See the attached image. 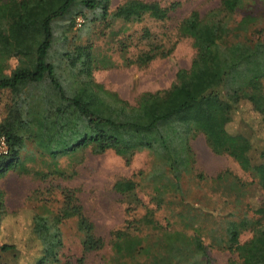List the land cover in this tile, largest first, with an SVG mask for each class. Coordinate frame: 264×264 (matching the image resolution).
Masks as SVG:
<instances>
[{
  "label": "trees",
  "instance_id": "16d2710c",
  "mask_svg": "<svg viewBox=\"0 0 264 264\" xmlns=\"http://www.w3.org/2000/svg\"><path fill=\"white\" fill-rule=\"evenodd\" d=\"M111 2L0 0V6L13 7L0 14V90L12 94L8 113L13 117L12 125L0 122V136H6L10 148L8 155L0 156V176L10 169L31 172L21 155L28 143L38 149L51 174L61 177L66 175L57 160L64 156L114 151L130 160L138 151L147 150L155 158L151 173L154 191H171L173 197L159 199L154 195L153 199L159 200V207L166 203L172 212L158 219L145 205V213H132L144 201L138 195L137 182L121 177L114 181L113 190L125 199L127 218L121 228L100 235L77 190L62 187V206L57 211L44 208L42 214L48 233L42 239L43 254L37 264H73L60 252L64 246L61 225L72 217L77 218L84 256L110 249L112 258L128 259V264H213L201 234L205 224L196 225V218L210 210L204 199L213 195L201 193L197 202L203 205L199 206L187 199L183 187L187 175L195 183L197 158L192 138L198 133L204 134L215 153L231 156L253 178L248 186L236 174L213 180L211 190L226 196L213 198L210 204L214 209L225 205L228 197L240 204L244 196L252 195L254 185L261 191L254 203L248 202L247 213L226 214L222 233L212 237L222 248L237 253L235 264H264V139L260 144L255 134L230 128L241 101L251 103L264 122V17L257 8L264 0H221L218 7L204 14L194 9L179 19L172 26L175 35L169 31L161 37L145 35L137 63L169 56L183 37L193 40L197 54L189 69L178 70L169 88L142 92L135 104L103 90L92 73L86 79L81 77L77 67L80 52L84 63L100 69L117 65L111 54L94 51L92 45L70 44L71 33L79 29V16L85 19L84 27L86 22L109 18L137 22L145 15L144 11L122 7L111 12ZM178 6L174 2L162 7V14L152 17L169 22ZM120 42L123 59L133 63L126 56L127 44L123 39ZM15 57L21 64L9 74V61ZM35 174L46 178L50 173ZM175 200L185 203L186 210H199V214L187 217L176 210ZM2 206L0 195L1 211ZM244 231L252 232L246 241L241 240ZM14 249V245L3 244L0 253ZM140 256L151 261L140 262Z\"/></svg>",
  "mask_w": 264,
  "mask_h": 264
},
{
  "label": "rangeland",
  "instance_id": "374dc122",
  "mask_svg": "<svg viewBox=\"0 0 264 264\" xmlns=\"http://www.w3.org/2000/svg\"><path fill=\"white\" fill-rule=\"evenodd\" d=\"M178 2L179 6L171 12L169 22L159 21L154 16L162 14V7ZM221 0H112L110 11L114 12L118 7L124 9L132 8L145 12L141 21H126L122 18L107 21L97 20L94 23L86 22L83 18L81 26L71 33L70 44L92 45L94 51H104L111 54L117 65L111 69L94 68L91 64L81 60L83 53L80 52L77 67L81 77L87 78L92 73L95 82L103 90L116 92L119 96L130 103L135 104L138 96L145 91H158L169 88L176 80L179 69H189L197 54L193 40L183 37L177 40L172 53L167 57L157 58L149 63L140 64L136 62L138 54L146 43L143 38L152 33V36H162L166 31H173V25L181 18L189 15L194 9L200 10L202 14L218 7ZM12 4L0 6V14L8 13ZM264 17V4L259 3L257 8ZM153 16V17H152ZM127 44L126 56L131 64H127L122 57V40ZM20 59L15 57L9 61L7 72L12 74L20 66ZM264 87V81L262 83ZM12 94L8 90H0V122L6 120L8 125L13 124V117L8 113ZM230 128L232 131H241L246 134H255L261 141L264 139V122L261 116L253 109L251 103L241 101L239 107L233 114ZM192 146L196 152L197 162L193 169L195 183L187 175L184 178L187 199L194 204L198 203L201 193L210 192L213 198L225 199L226 196L213 192V180L225 176V174L238 175L247 186L253 181L251 175L245 172L239 163L227 154H218L213 151L202 133L192 138ZM23 164L31 169L30 173H21L17 169H10L5 176H0V195L3 202L0 210V247L3 244L15 246L14 250L0 253V264H37L43 254L42 239L48 233L46 221L44 220L45 209L57 211L63 203L61 196L62 187H71L77 190V195L84 207L85 213L96 225L100 235H109L110 232L121 228L127 218V204L123 196L113 190L114 181L118 178L133 179L137 182V192L144 201V205L132 213L143 214L146 206L156 213V217L163 219L172 210L166 208L163 203L158 206L157 198L173 199L171 191L156 193L153 189L151 173L154 170L155 158L147 150L138 151L130 160L108 151L103 154H95L90 151L80 153L77 156H64L59 158V166L64 169L66 177L51 174L47 163L39 157L40 152L32 143L23 148L21 153ZM160 171V169L155 168ZM35 171L49 172L46 178L35 174ZM64 175V176H65ZM202 183H201V182ZM256 185L250 197L244 196L240 204L235 202L234 197H228L227 203L218 210L214 209L213 198L204 199L205 205L210 209L196 218V225L203 223L201 234L209 247L213 264H235L239 261L237 253L230 252L216 244L212 235L218 236L222 233L224 218L231 212L247 213L248 202L254 203L261 194ZM212 189V190H211ZM261 197V196H260ZM175 198V197H174ZM176 210L188 216L199 214V210L186 204H179L177 200ZM209 203V204H208ZM158 206V207H157ZM184 206V208H183ZM212 207V208H210ZM216 207V206H215ZM178 213V212H176ZM207 214L210 216H207ZM199 226V225H198ZM63 230L64 246L61 256L72 259L73 264H128V259L118 261L112 258V251L106 249L102 252H92L84 256L81 244V235L78 231L77 218L65 219L61 225ZM180 227V226H179ZM193 233L194 228H184ZM252 236L251 231H244L241 240L246 241ZM146 243V242H144ZM145 261V262H144ZM147 256H140V262H149Z\"/></svg>",
  "mask_w": 264,
  "mask_h": 264
},
{
  "label": "built area",
  "instance_id": "2783aa9c",
  "mask_svg": "<svg viewBox=\"0 0 264 264\" xmlns=\"http://www.w3.org/2000/svg\"><path fill=\"white\" fill-rule=\"evenodd\" d=\"M83 23V18L79 16L76 19V25L81 26ZM10 152V148L6 139V136H0V156L8 155Z\"/></svg>",
  "mask_w": 264,
  "mask_h": 264
}]
</instances>
